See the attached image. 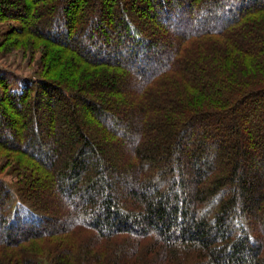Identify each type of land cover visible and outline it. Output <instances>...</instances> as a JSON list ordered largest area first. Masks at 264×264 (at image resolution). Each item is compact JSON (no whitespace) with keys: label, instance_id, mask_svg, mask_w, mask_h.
<instances>
[{"label":"trees","instance_id":"1","mask_svg":"<svg viewBox=\"0 0 264 264\" xmlns=\"http://www.w3.org/2000/svg\"><path fill=\"white\" fill-rule=\"evenodd\" d=\"M7 22L43 56L0 76V264H264V0H0Z\"/></svg>","mask_w":264,"mask_h":264},{"label":"rangeland","instance_id":"2","mask_svg":"<svg viewBox=\"0 0 264 264\" xmlns=\"http://www.w3.org/2000/svg\"><path fill=\"white\" fill-rule=\"evenodd\" d=\"M13 10L15 11V9ZM11 25H15V24L14 23L9 24L8 22L0 24V32L7 30ZM201 25L203 26L207 24L196 22V24H194L192 27L196 28ZM42 56H43L42 48L40 49L30 48L29 50H23V49L7 50L6 47H0V76H4L8 81L9 91L12 92L19 91L24 85V82H32L36 79V77L38 76L41 70ZM164 62L165 59L164 61L161 62V64H163ZM2 94L3 92L0 87V95ZM71 112H73L75 115L79 116L80 118H83V114L86 113L81 107H74L73 109H71ZM6 163H7L6 160L0 158V180L5 182V184H7L9 187H12L16 184L17 179L16 176L12 175V171L10 169L11 166L7 167ZM96 194H98V192L92 193V195L97 200L98 198Z\"/></svg>","mask_w":264,"mask_h":264}]
</instances>
